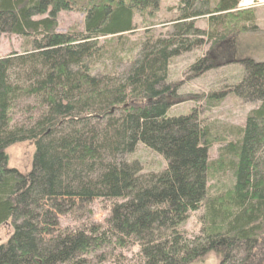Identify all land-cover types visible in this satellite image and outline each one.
I'll use <instances>...</instances> for the list:
<instances>
[{
	"label": "trees",
	"instance_id": "1",
	"mask_svg": "<svg viewBox=\"0 0 264 264\" xmlns=\"http://www.w3.org/2000/svg\"><path fill=\"white\" fill-rule=\"evenodd\" d=\"M241 1L179 0L167 31L150 22L124 48L135 16L156 18L161 0H0V36L24 41L0 57V225L12 228L0 264H192L209 253L219 264H264V61L234 60L243 73L221 93L178 94L218 67L212 48L257 31ZM70 11L83 14L81 28L59 31ZM207 42L169 80L171 61ZM226 93L251 106L240 124L201 116L203 101ZM185 100L188 112L169 114ZM25 141L34 152L23 173L5 150ZM138 143L163 164L126 159ZM96 199L111 203L103 223L60 227L62 216H90ZM195 211L199 231L187 235L180 226Z\"/></svg>",
	"mask_w": 264,
	"mask_h": 264
},
{
	"label": "rangeland",
	"instance_id": "2",
	"mask_svg": "<svg viewBox=\"0 0 264 264\" xmlns=\"http://www.w3.org/2000/svg\"><path fill=\"white\" fill-rule=\"evenodd\" d=\"M179 0H161L159 11L156 18H148L146 20L141 19L140 16H135L134 23L136 29L129 34H125L128 41L124 42V48L138 43L145 34V25L155 23L153 26L154 33H164L167 31L166 23L170 18H174L177 15V4ZM243 0L239 3L240 8H249L254 11L255 23L257 24V31L245 32L236 36L233 39H227L220 43L215 48L211 49V58L218 65L217 68L211 69L203 75L186 80L179 89L178 94L187 95L188 93H207L215 90L216 92L225 91V83H232L235 79L239 78V72L243 73V68L239 62H233L234 60H241L244 58H252L256 61H264V7L254 8L257 4H251ZM253 3V2H252ZM258 9V10H257ZM83 20V14L70 11L61 12L58 17V30L67 31L74 27H80ZM164 23V24H162ZM196 25L201 28H205V20H198ZM81 28V27H80ZM79 28V29H80ZM104 38H102L103 40ZM117 46L120 47L118 41H114ZM120 42V41H119ZM209 43L207 42L202 48L193 49L192 51L185 52L177 58H174L168 70L169 80H180L186 73L188 66L198 57L204 54L209 49ZM24 48V41L18 35L2 34L0 36V57L10 54L11 52H20ZM114 49V46H112ZM119 56L124 58L122 63L125 64V60L130 56L128 51L120 52ZM118 56V57H119ZM116 59H110V62L116 61ZM119 65V62H115ZM240 68V69H239ZM193 101L185 100V103H179L173 106L169 114L178 115L186 113L192 107ZM251 106L241 104V100L232 93H226V95L220 99L217 103L207 106L203 101L201 103V116L216 120L218 124H230L237 125L242 123L243 117L246 111ZM218 144H215L210 152L211 157L216 154V148ZM7 165L10 168H15L20 172H28L31 167L32 155L34 147L31 142L25 141L13 144L6 150ZM124 157V156H123ZM126 159H138L140 163L145 165V169L151 170L152 168H158L163 164L162 157L156 154L154 151L146 148L141 143H138L134 152L125 156ZM150 167L151 169H149ZM110 201L93 200L88 206L91 209V215L87 216L82 214L81 216L67 215L62 216L61 228L74 229L81 226L83 223L99 222L103 223L110 210ZM201 211L192 212L189 218L180 226L181 230L187 235L198 233L199 222L198 216ZM12 232L10 224L5 223L0 225V243L5 242ZM136 251L132 249L131 252ZM129 256V251L123 253ZM192 264H219V259L213 253H209L201 261L193 262Z\"/></svg>",
	"mask_w": 264,
	"mask_h": 264
},
{
	"label": "crops",
	"instance_id": "3",
	"mask_svg": "<svg viewBox=\"0 0 264 264\" xmlns=\"http://www.w3.org/2000/svg\"><path fill=\"white\" fill-rule=\"evenodd\" d=\"M248 1L251 2V4H254V5L257 4L256 6H253L254 8H259L260 9L261 7H264V0H248Z\"/></svg>",
	"mask_w": 264,
	"mask_h": 264
}]
</instances>
